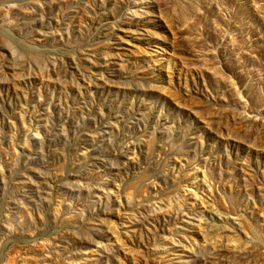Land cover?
Listing matches in <instances>:
<instances>
[{
    "label": "rangeland",
    "instance_id": "rangeland-1",
    "mask_svg": "<svg viewBox=\"0 0 264 264\" xmlns=\"http://www.w3.org/2000/svg\"><path fill=\"white\" fill-rule=\"evenodd\" d=\"M0 264H264V0H0Z\"/></svg>",
    "mask_w": 264,
    "mask_h": 264
}]
</instances>
